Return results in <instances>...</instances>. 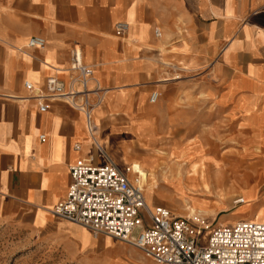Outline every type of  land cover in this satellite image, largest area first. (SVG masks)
<instances>
[{
	"label": "crops",
	"instance_id": "obj_1",
	"mask_svg": "<svg viewBox=\"0 0 264 264\" xmlns=\"http://www.w3.org/2000/svg\"><path fill=\"white\" fill-rule=\"evenodd\" d=\"M118 23L126 25L120 34L114 29ZM30 37L41 38L43 47L26 48ZM72 48L92 68L103 97L112 98L96 118L114 131L133 119L151 123L156 140L165 135L170 116L161 105L166 97L153 104L147 95L151 87L162 90L164 85L155 83L177 79L183 70L206 73L204 101L213 102L218 113L242 118L244 104L251 112H264V0H0V213L34 229L53 224L50 210L65 197L71 164L103 163L80 112L58 101L38 112L34 101L19 99L26 95L24 81L37 87L46 78L65 83ZM211 87L218 93L212 95ZM139 140L110 139L106 156L119 165L111 158H127ZM138 164L127 168L133 183L141 180L138 172L147 176ZM36 217L43 219L41 226L34 225ZM63 223L69 222L58 221L54 228L68 233ZM84 229L90 241L81 252L78 239L68 234L76 253L90 263L152 264L135 248Z\"/></svg>",
	"mask_w": 264,
	"mask_h": 264
},
{
	"label": "rangeland",
	"instance_id": "obj_2",
	"mask_svg": "<svg viewBox=\"0 0 264 264\" xmlns=\"http://www.w3.org/2000/svg\"><path fill=\"white\" fill-rule=\"evenodd\" d=\"M177 74V79L155 83L164 85L162 90H158L156 103L165 96L161 109L170 116L167 132L157 136L159 141L149 122L135 123L130 119L116 131L112 126L102 125L96 116L112 100L108 93L103 97V103L93 116L99 128L98 141L103 150L106 148L105 155L109 153L107 146L110 139L129 136L142 140L138 144L143 153L137 144L132 143L127 158L120 155L111 159L114 163L118 162L116 166L128 175L131 183L132 176L127 172L131 163H139L141 169L147 172V176L142 172L138 174L144 179L145 185L140 189L149 207L162 205L172 216L188 220L195 218L208 226L221 225L230 219L264 222V112H251L244 104L242 118H235L229 113L224 116L218 113L213 102L204 101V95L209 94V87L203 85L207 83L204 71L183 70ZM152 91L156 89L149 88L147 96ZM210 93L213 95L218 91L211 87ZM238 106L241 107V104ZM208 113L210 117H206ZM99 132L106 136L102 139ZM191 142L199 145L190 146ZM168 146L172 147L166 150ZM188 149L191 151L187 152ZM181 152H186L191 162L177 167L176 158ZM139 155H142L140 161ZM214 169L221 172L219 175H223V179H214ZM210 174L213 179L206 182L199 180L205 181V175ZM139 183L133 184L138 186ZM237 198L244 203L233 205V200ZM191 209L195 215H190ZM236 211L238 213L233 214ZM58 221L62 220L54 218L53 224L48 227L34 229L0 213V264H92L84 255L76 253V243L68 234L78 239L77 251L81 252L90 241L87 231L79 225L63 223L68 233L57 232L54 226ZM42 223L43 219L35 218L34 225L41 226ZM207 235L200 237L201 244ZM112 242L133 249L114 239Z\"/></svg>",
	"mask_w": 264,
	"mask_h": 264
},
{
	"label": "built area",
	"instance_id": "obj_3",
	"mask_svg": "<svg viewBox=\"0 0 264 264\" xmlns=\"http://www.w3.org/2000/svg\"><path fill=\"white\" fill-rule=\"evenodd\" d=\"M114 29L120 34L126 25L118 23ZM152 34L159 37V30L154 28ZM43 45L41 38L30 37L25 47L39 49ZM66 71L65 83L46 78L41 87H35L24 81L26 95L19 99L34 101L38 112L46 111L51 102H62L82 114L85 133L93 137L90 110L98 91L89 89L92 68L82 63L79 51L72 48ZM152 92L149 103L157 98ZM91 145L103 163L76 160L68 167L65 197L51 209L55 218L86 228L93 237L105 235L128 244L152 264H264V222L237 220L208 226L195 218L172 216L162 205L149 208L140 187L129 182L101 146L93 140ZM73 148L77 150L78 145ZM242 203L241 198L233 200V205ZM206 233L201 244L199 239Z\"/></svg>",
	"mask_w": 264,
	"mask_h": 264
},
{
	"label": "bare ground",
	"instance_id": "obj_4",
	"mask_svg": "<svg viewBox=\"0 0 264 264\" xmlns=\"http://www.w3.org/2000/svg\"><path fill=\"white\" fill-rule=\"evenodd\" d=\"M68 78V77H67ZM66 81H67V79H66ZM65 81V82H66ZM29 83H31V82H29ZM32 84V83H31ZM33 85V84H32ZM100 84L97 82V81H95L94 80V78L92 77V81L89 83V89L90 90H97L98 92H97V95H98V99H97V102L95 103V104H93V106H92V109L90 110V118H91V123H92V125L95 127V129H94V131H93V137H89L87 134V138H88V140L90 141V143H92V140L93 141H95L99 146H101V144L99 143V141L97 140L98 138H97V126L95 125V123H94V120H93V115H94V112L96 111V109L99 107V106H101V104L103 103V90H101L100 89V86H99ZM33 86H35V85H33ZM35 87H37V86H35ZM96 87V89H93V88H95ZM96 93V92H95ZM153 93H155L156 95H157V98H156V100H155V102L154 103H156V101H157V99H158V95H159V93H158V91L156 90L155 92H153ZM99 94L101 95V96H99ZM153 103V104H154ZM82 115V114H81ZM82 120H83V117H82ZM83 124H84V120H83ZM101 148H102V146H101ZM191 151V149H188V151L187 152H190ZM188 162H191V159H190V157L189 156H187V154H186V152H181L180 153V156L176 159V165H177V167H181V166H187L186 164L188 163ZM136 166V165H135ZM216 166V165H215ZM140 171V170H139ZM214 171H216V175H215V177H214V179H221V178H223V176L221 177L219 174L221 173V172H219V170L218 169H214ZM184 172V171H183ZM139 173V172H138ZM141 175V174H140ZM184 175V174H183ZM128 176V175H127ZM127 176H126V178H127ZM185 176V175H184ZM128 179V178H127ZM129 180V179H128ZM201 182H206V181H202L201 179H199ZM130 182V181H129ZM145 185V183H144V179H141L140 180V183H139V187H142V186H144ZM221 185H224V184H221ZM145 201V200H144ZM243 201V203H244V200H242ZM242 203V204H243ZM145 204H146V202H145ZM146 206H148L147 204H146ZM149 207V206H148ZM189 209V208H188ZM200 212V211H199ZM50 213H51V210H50ZM196 213H195V211L193 210V209H191L190 210V215H195ZM200 214V213H199ZM232 223V222H231ZM221 225H223V224H221Z\"/></svg>",
	"mask_w": 264,
	"mask_h": 264
}]
</instances>
